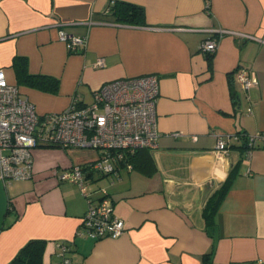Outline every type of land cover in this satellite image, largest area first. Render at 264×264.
I'll return each mask as SVG.
<instances>
[{
	"label": "crops",
	"instance_id": "crops-1",
	"mask_svg": "<svg viewBox=\"0 0 264 264\" xmlns=\"http://www.w3.org/2000/svg\"><path fill=\"white\" fill-rule=\"evenodd\" d=\"M117 1L142 7L144 23L116 21L110 7ZM208 1L207 8V0H0L7 80L16 84V55L27 58L30 73L59 80L56 93L18 85L39 114L62 111L74 99L90 102L112 79L155 74L159 81L152 173L125 165L117 179L92 173L124 232L98 240L78 235L86 198L58 177L94 161L98 150L35 147L30 178L0 179V264L30 239L45 241L42 264L60 263L59 244L70 264H202L205 253L211 264H264V136L242 148L243 135H264V0ZM60 28L85 44L71 52ZM217 29L227 32L208 65L200 42ZM241 67L256 73L248 91L236 80ZM218 137L228 142L227 155L217 154ZM230 172L207 226L204 204Z\"/></svg>",
	"mask_w": 264,
	"mask_h": 264
},
{
	"label": "built area",
	"instance_id": "built-area-1",
	"mask_svg": "<svg viewBox=\"0 0 264 264\" xmlns=\"http://www.w3.org/2000/svg\"><path fill=\"white\" fill-rule=\"evenodd\" d=\"M206 5L208 8V0ZM211 31L213 33L200 42L199 49L206 54H214L221 34L227 32ZM58 38L68 44L71 52L85 44L84 37L68 33L64 28L58 30ZM103 63V58H99L95 65ZM236 80L244 91L257 83L255 71L244 67L237 69ZM158 95L159 81L155 74L122 77L102 83L93 91L90 102L80 103L74 99L62 111L39 114L35 105L21 96L19 86L7 80L4 68L0 67V179L8 183L30 178L35 147L98 150L94 161L73 164L58 177L75 183L86 198L87 208L78 235L93 240L118 237L124 232V221L113 215V202L105 188L96 186L87 175L95 170L117 179L119 161L126 152L158 147ZM259 136L264 135H248V145L254 146ZM216 152L219 155L229 152L228 142L221 137L216 140ZM125 166L132 167L129 163ZM59 247L62 260L58 264H70V259L63 256L67 247L63 244Z\"/></svg>",
	"mask_w": 264,
	"mask_h": 264
},
{
	"label": "trees",
	"instance_id": "trees-1",
	"mask_svg": "<svg viewBox=\"0 0 264 264\" xmlns=\"http://www.w3.org/2000/svg\"><path fill=\"white\" fill-rule=\"evenodd\" d=\"M110 15H112L115 20L119 22L137 24L144 23L143 8L122 1H117L110 7ZM212 56V53L206 54L208 65L211 62ZM11 66L15 73L17 85H23L49 93H56L58 91V78L46 74L30 73L28 70V60L26 57L19 55L14 56L11 62ZM243 136V138H245V142L243 143L242 148L250 147L247 142V136ZM148 150L149 149L147 148H141L133 153L126 152L123 159L119 161V166H124L129 163L132 168L138 170L139 172L143 174H151L153 171V161ZM95 172L104 176L103 174L95 170L89 172L87 177H90L94 184L96 180L93 179L92 173ZM233 174V172H230L225 181H223L206 200L202 209V216L207 226H210L214 223V217L224 196L229 189V186L233 179ZM44 247L45 241L43 239H30L19 248L13 258L6 264H42ZM209 256L210 253H205L202 255V264H211Z\"/></svg>",
	"mask_w": 264,
	"mask_h": 264
},
{
	"label": "rangeland",
	"instance_id": "rangeland-1",
	"mask_svg": "<svg viewBox=\"0 0 264 264\" xmlns=\"http://www.w3.org/2000/svg\"><path fill=\"white\" fill-rule=\"evenodd\" d=\"M106 183V181L104 182V184ZM95 187V185H93Z\"/></svg>",
	"mask_w": 264,
	"mask_h": 264
}]
</instances>
